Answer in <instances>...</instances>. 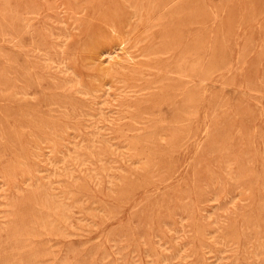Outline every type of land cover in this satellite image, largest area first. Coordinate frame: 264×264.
<instances>
[{"label": "rangeland", "instance_id": "obj_1", "mask_svg": "<svg viewBox=\"0 0 264 264\" xmlns=\"http://www.w3.org/2000/svg\"><path fill=\"white\" fill-rule=\"evenodd\" d=\"M0 264H264V0H0Z\"/></svg>", "mask_w": 264, "mask_h": 264}, {"label": "bare ground", "instance_id": "obj_2", "mask_svg": "<svg viewBox=\"0 0 264 264\" xmlns=\"http://www.w3.org/2000/svg\"><path fill=\"white\" fill-rule=\"evenodd\" d=\"M110 90V89H109ZM102 102V101H101ZM45 203V202H44ZM40 213V212H39Z\"/></svg>", "mask_w": 264, "mask_h": 264}]
</instances>
